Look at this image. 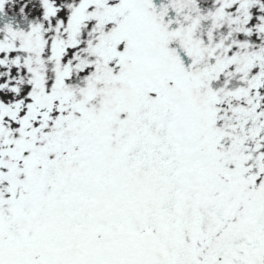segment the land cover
<instances>
[{"label": "snow or ice", "instance_id": "1", "mask_svg": "<svg viewBox=\"0 0 264 264\" xmlns=\"http://www.w3.org/2000/svg\"><path fill=\"white\" fill-rule=\"evenodd\" d=\"M0 264H264V0H0Z\"/></svg>", "mask_w": 264, "mask_h": 264}]
</instances>
